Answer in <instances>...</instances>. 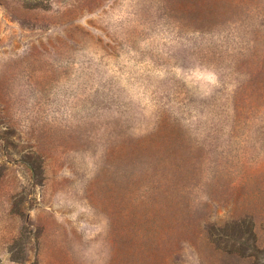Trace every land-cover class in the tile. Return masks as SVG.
Segmentation results:
<instances>
[{"label":"rangeland","instance_id":"obj_1","mask_svg":"<svg viewBox=\"0 0 264 264\" xmlns=\"http://www.w3.org/2000/svg\"><path fill=\"white\" fill-rule=\"evenodd\" d=\"M0 264H264V0H0Z\"/></svg>","mask_w":264,"mask_h":264},{"label":"trees","instance_id":"obj_2","mask_svg":"<svg viewBox=\"0 0 264 264\" xmlns=\"http://www.w3.org/2000/svg\"><path fill=\"white\" fill-rule=\"evenodd\" d=\"M30 3H31V1H30ZM30 5H32V3L30 4ZM37 4H35V5H33V6H30V7H35Z\"/></svg>","mask_w":264,"mask_h":264}]
</instances>
